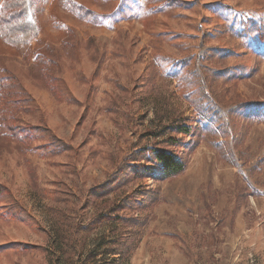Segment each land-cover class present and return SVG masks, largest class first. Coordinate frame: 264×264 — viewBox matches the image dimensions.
<instances>
[{"label":"rangeland","instance_id":"374dc122","mask_svg":"<svg viewBox=\"0 0 264 264\" xmlns=\"http://www.w3.org/2000/svg\"><path fill=\"white\" fill-rule=\"evenodd\" d=\"M32 3L0 35V264H264V0Z\"/></svg>","mask_w":264,"mask_h":264},{"label":"trees","instance_id":"16d2710c","mask_svg":"<svg viewBox=\"0 0 264 264\" xmlns=\"http://www.w3.org/2000/svg\"><path fill=\"white\" fill-rule=\"evenodd\" d=\"M71 13L78 19L95 22L96 18L93 12L86 10L75 2H67ZM36 32V20L33 15L32 0H6L0 6V35L10 39L12 42L25 43ZM38 59L42 54L35 55ZM7 76L0 77V84L7 80L11 83ZM49 82V81H48ZM12 102V101H11ZM11 116L0 122V130L8 136H16L15 126H12ZM27 136H20L21 141L26 142ZM155 161L160 168L159 176L162 179H168L180 174L184 170V163L175 158L173 155L161 151L155 152Z\"/></svg>","mask_w":264,"mask_h":264}]
</instances>
